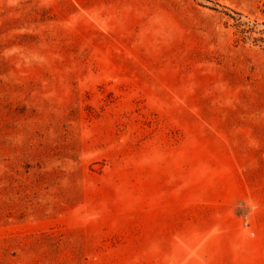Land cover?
<instances>
[{
    "label": "rangeland",
    "instance_id": "obj_1",
    "mask_svg": "<svg viewBox=\"0 0 264 264\" xmlns=\"http://www.w3.org/2000/svg\"><path fill=\"white\" fill-rule=\"evenodd\" d=\"M256 121L264 0H0V264H264Z\"/></svg>",
    "mask_w": 264,
    "mask_h": 264
},
{
    "label": "crops",
    "instance_id": "obj_2",
    "mask_svg": "<svg viewBox=\"0 0 264 264\" xmlns=\"http://www.w3.org/2000/svg\"><path fill=\"white\" fill-rule=\"evenodd\" d=\"M231 202L264 216V122L242 125L225 143Z\"/></svg>",
    "mask_w": 264,
    "mask_h": 264
},
{
    "label": "built area",
    "instance_id": "obj_3",
    "mask_svg": "<svg viewBox=\"0 0 264 264\" xmlns=\"http://www.w3.org/2000/svg\"><path fill=\"white\" fill-rule=\"evenodd\" d=\"M245 226H246V223H245Z\"/></svg>",
    "mask_w": 264,
    "mask_h": 264
}]
</instances>
